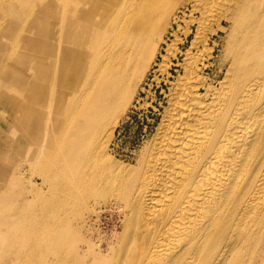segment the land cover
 <instances>
[{
	"label": "bare ground",
	"instance_id": "bare-ground-1",
	"mask_svg": "<svg viewBox=\"0 0 264 264\" xmlns=\"http://www.w3.org/2000/svg\"><path fill=\"white\" fill-rule=\"evenodd\" d=\"M9 1L12 5L0 0V104L21 108L38 91L58 102L62 85L70 98L67 117L45 135L33 127L45 137L41 148H56L59 132L83 109V121L68 128L69 167L55 172V188L81 197L91 194L82 189L92 183L119 181L117 195L134 200L132 215L141 223L131 233V264H264V0H125L122 6L118 0H21L25 13L17 17L15 0ZM189 5L201 16L197 34L180 63L183 73L163 90L162 110L155 107L161 119L140 169L114 164L108 148L128 107L126 98L135 93L132 82L139 73L133 70H142L151 55L152 45L142 35L149 31L152 41L166 20L169 26L178 22ZM143 11L149 24L130 30ZM229 30L231 42L226 55L222 47L212 76L206 72L214 57L209 35L228 36ZM125 32L137 36L119 47ZM107 120L114 122L98 137ZM7 125L0 114L1 130L8 131L0 137V182L6 148L38 143L29 134L9 132L26 124ZM89 148L104 160L101 170L83 168ZM114 170V179L104 177ZM5 195L0 184V228ZM85 220L90 239L93 228ZM100 238L86 249L97 254L94 259L84 251L81 258L68 255L64 264H106Z\"/></svg>",
	"mask_w": 264,
	"mask_h": 264
},
{
	"label": "rangeland",
	"instance_id": "rangeland-1",
	"mask_svg": "<svg viewBox=\"0 0 264 264\" xmlns=\"http://www.w3.org/2000/svg\"><path fill=\"white\" fill-rule=\"evenodd\" d=\"M7 2L10 1L4 0V3ZM115 3L122 6L125 0H118ZM143 3L144 1L140 6ZM21 4V0H15L14 5L17 8L12 12L13 17L25 13L21 10ZM189 6L185 7L188 11L185 12L188 13L187 16L181 13V19L184 18L173 22L171 26L166 20L161 28L156 30L152 41L149 39V31L146 35H142L143 40L148 39L147 43L152 45L151 55L143 64L142 70H133L139 73L132 82L135 93L131 90L129 93L131 96L126 98L128 107L125 112H121L120 124L108 148L114 164L123 161L136 171L140 169L139 161L146 153L147 142L156 131L155 128L161 119V111H156L155 107L162 110L160 103L165 101L164 91L168 90L170 81H174L178 73H183L180 63L183 62L185 52L191 48L192 40L197 34V24L201 16L199 13H193ZM147 15L148 13L143 11L141 22L133 23L130 30L145 28L149 24ZM2 17L3 12L0 13V21ZM152 31L153 29L150 30ZM130 32L123 34L119 47H122L127 37L137 36V33L129 35ZM210 34L207 47L211 46L214 57L210 59L212 63L206 72L213 76L219 60H222L219 57L220 51L223 47V55H226L232 34L230 30L228 36L222 31ZM211 39H215L214 42ZM215 42L219 44L216 45ZM171 47L177 48L176 52L171 53ZM5 53L3 52L2 56ZM142 75L143 79L140 78ZM58 90L63 92V99L60 97L58 102L48 100V96L38 91L33 93V98L23 102L24 106L21 108L19 106L10 108L0 104V114L5 126L13 121L26 124L24 128L17 126L9 130L10 133L29 134L38 141L37 144L35 140L30 141L27 148H6L4 160L6 176L0 182L6 191L1 205L4 224L0 228V237H4V244L0 242V262L2 264H64L68 255L78 254L81 258L87 247L92 246L91 241L101 236L100 239H103L101 244L104 248L101 255L107 261L106 264H131L134 255L130 253L133 249L131 233L141 223H138L132 215L134 200L122 199L117 195L120 182L110 180L107 186L100 187L92 183L82 189V191H91V194L81 197L79 194L72 195L70 192H62L61 188H55V172L62 169L64 173L69 167L64 159L68 156L69 150L68 128L83 121L81 108L77 111L74 121L67 125L65 130L59 132L57 147L41 148L45 142V137L44 141L42 137L46 128L49 129L51 125L58 126L59 120L67 117L70 98L69 101L68 98L66 99L67 92L63 90L62 85H59ZM60 92L54 96H59ZM18 100L22 102L21 98ZM94 113L95 111H92L88 115ZM50 116L59 117L57 124L50 120ZM113 122L114 120H107L106 129L98 133V137H104ZM35 125L41 127L43 135H36L33 129ZM0 132H2L1 127ZM7 133L8 131L0 133V137ZM48 142H53V136L48 138ZM93 149L89 148L83 168L94 167L101 170L105 162L96 154H92ZM117 174L115 170L108 171L104 177L114 179ZM121 204L126 205L125 208L122 207L124 210L121 209ZM94 218H97L96 221ZM85 219L89 220L93 228L90 239L84 232ZM118 232L119 235L114 238L113 233ZM107 239L113 241L112 245L108 246ZM86 252H90L89 255L87 254L89 259H94L97 255L90 249Z\"/></svg>",
	"mask_w": 264,
	"mask_h": 264
}]
</instances>
